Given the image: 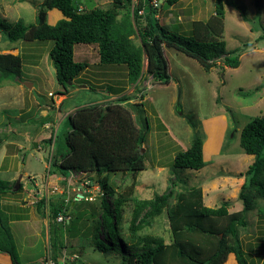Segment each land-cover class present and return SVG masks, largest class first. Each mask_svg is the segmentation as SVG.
<instances>
[{"label":"rangeland","instance_id":"1","mask_svg":"<svg viewBox=\"0 0 264 264\" xmlns=\"http://www.w3.org/2000/svg\"><path fill=\"white\" fill-rule=\"evenodd\" d=\"M42 3L43 0H0V18L11 23L23 20L27 25L37 24ZM161 5L158 21L170 32L190 37L196 27L201 32L208 30L211 40L226 42L227 51L244 50L239 52L240 66L225 67L218 61L207 72L198 61L165 47L170 85L153 83L145 75L147 64L143 80L131 85L126 67L100 63L97 45L76 44L74 59L86 63L88 68L76 80L75 87L65 90L57 80L50 55L54 41L11 42L0 31V54L19 55L22 59L19 75L0 85V175L15 187L20 180L17 190L3 195L1 207L9 217L18 264H41L53 249L55 224L40 215L37 204L41 199L72 201L79 193L100 203L103 190L97 180L90 183L89 189L77 180L54 174L55 143L65 151V119L77 107L95 101L110 102L121 93L131 98V103H139L144 97L143 118L150 131L144 143L145 170L136 177L127 173L109 176L115 192L109 198L111 204L134 181L133 197L141 200L168 192L174 182L175 193L201 187L204 204L209 208H219L229 200L230 213L243 209L238 196L243 175L254 158L241 148L240 134L250 121L264 116V0H224L223 20L215 17L214 0H180L173 7ZM82 6L85 10L108 9L112 0L87 1ZM62 18L60 11L50 10L46 23L54 25ZM133 41L139 45L136 36ZM44 112L49 116L43 117ZM196 130L204 142L207 165L200 170L175 169V154L190 147ZM256 203L257 207L247 213V226L241 228L240 238L249 263L264 264V200ZM89 206L86 203L83 211H88ZM132 208L128 201L122 213L121 230L128 240ZM73 212L76 216L78 208ZM83 222L92 225L91 221ZM84 234V227H80L75 238L68 235V247L61 253L59 264H125L117 252L94 250ZM140 235L161 237L170 243L172 233L166 210ZM228 259L226 264H237L236 258L234 261L229 255ZM0 264H10L9 257L0 256Z\"/></svg>","mask_w":264,"mask_h":264},{"label":"trees","instance_id":"2","mask_svg":"<svg viewBox=\"0 0 264 264\" xmlns=\"http://www.w3.org/2000/svg\"><path fill=\"white\" fill-rule=\"evenodd\" d=\"M87 1L103 0H43L37 24L27 25L23 20L11 23L0 18V31L11 42L54 41L50 55L57 80L65 90L75 87L76 80L88 68L86 63L75 61L76 44L97 45L100 63L126 67L131 85L143 80L145 64V75L153 83L170 85L172 77L165 47L198 61L207 72L218 61H222L225 67L235 69L240 66L239 52L244 50L227 51L226 42L211 40L208 30L205 33L196 27L194 36L184 37L161 25L158 21L161 0L157 5L153 0H112L108 9L85 10L82 5ZM179 2L164 0L163 3L173 7ZM55 9L63 18L50 25L46 23V15ZM214 9L215 17L223 20L224 0H214ZM243 19L248 22L244 15ZM220 30L219 27L216 29L218 33ZM134 36L139 39V45L134 43ZM21 66L19 55L0 54V85L18 76ZM121 95L110 102H91L77 108L65 119V151L55 143L54 174L67 179L73 172L81 173L89 184L97 180L103 195L99 204L95 202L97 199L89 201L85 197H75L72 201L50 198L38 202V211L44 219L47 218L45 209L48 204L49 222L55 224L53 249L51 247L53 260L59 264L61 253L68 247V235L75 238L80 227H84L90 247L105 254L117 252L125 264H226L229 255L234 261L236 258L237 264H250L240 230L247 226V213L257 207L256 200H264V116L250 121L240 134L241 148L245 154L254 157L243 175L244 183L238 196L243 203L241 211L230 213L229 200L219 208H209L204 204L201 187L185 188L175 193L174 182L168 192L156 195L154 199L141 200L133 197L134 181L111 204L109 198L115 196V192L109 176L127 173L136 177L145 170L143 149L150 131L143 118L141 101L144 97L139 103H131V98ZM190 124L196 128L194 123ZM193 135L190 147L175 154V169L200 170L207 165L203 139L197 130ZM14 188V184L3 180L0 175V256L9 257L10 264H18V252L12 242L9 217L1 207V198ZM172 200H175L174 204ZM128 201L133 204L128 228L130 240L121 230L123 207ZM86 203L90 205L89 210L83 211ZM74 208L79 210L76 216ZM164 210L172 233L171 242L166 243L161 237L141 236V232ZM59 214H68L70 224L58 223ZM83 220L91 221L92 225L86 226ZM63 234L67 237L64 238Z\"/></svg>","mask_w":264,"mask_h":264},{"label":"built area","instance_id":"3","mask_svg":"<svg viewBox=\"0 0 264 264\" xmlns=\"http://www.w3.org/2000/svg\"><path fill=\"white\" fill-rule=\"evenodd\" d=\"M158 2H159V0H153V4L154 5H157ZM67 179L77 180V181H79L82 184L83 187H85V188L88 187L90 189V187L88 186V185H90L89 181H87L85 179V176L83 174H81V173L73 172V173H71V175ZM80 187H81V185H80ZM84 192L87 193L86 190ZM82 195H80L78 193V194H76V197L77 198H84L85 197V199L89 200V201H94L96 199V198L95 199L92 198V196H86L85 194H82ZM101 195H103V193ZM48 199H49V197L47 198V200ZM45 211H46V215H47V220L49 221V217L48 216H49V213H50V208H49L48 204H46ZM69 221H70V216L68 214L67 215L59 214V216L57 217V222L60 223V224H67ZM41 264H58V263H56L53 260L52 254H51V250H49V254L46 256V258L44 259V261H42Z\"/></svg>","mask_w":264,"mask_h":264},{"label":"crops","instance_id":"4","mask_svg":"<svg viewBox=\"0 0 264 264\" xmlns=\"http://www.w3.org/2000/svg\"><path fill=\"white\" fill-rule=\"evenodd\" d=\"M56 18L58 19V16H56ZM50 95H51V93H50ZM105 95H106V94L103 93V96H105ZM109 95H110L111 97H114V96H112V94H109ZM105 97H106V96H105ZM95 102H99V101H95ZM87 104H89V103H86V104H84L83 106H85V105H87ZM81 107H82V106H81ZM77 108H79V107H77ZM77 108H76V109H77ZM59 112H60V111H59ZM44 113H45V112H44ZM58 115H60V114H58ZM42 116H43V117H45V116L48 117L49 115H48L47 113H45V114H42ZM57 117H58V116H57ZM223 120H224V121L226 120V117H225V116H223ZM47 126H49V125H47ZM173 140L176 141V139H174V138H173ZM251 157L254 158L253 156H251ZM205 161H206V160H205ZM162 169H164V168H159V171L162 170ZM243 183H244V180L242 181L241 186L243 185Z\"/></svg>","mask_w":264,"mask_h":264},{"label":"water","instance_id":"5","mask_svg":"<svg viewBox=\"0 0 264 264\" xmlns=\"http://www.w3.org/2000/svg\"><path fill=\"white\" fill-rule=\"evenodd\" d=\"M164 2V0H161L160 1V6H161V4ZM218 59H216V61H217ZM28 88H32V85H29V84H25ZM71 85H72V83H71ZM143 152H144V149H143ZM22 178V177H21ZM20 178V179H21ZM19 186H20V180L16 183V187H15V190H17L18 188H19Z\"/></svg>","mask_w":264,"mask_h":264}]
</instances>
